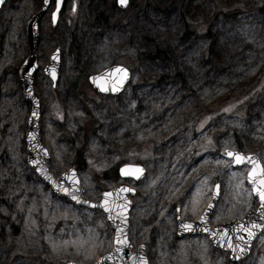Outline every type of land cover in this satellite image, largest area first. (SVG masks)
I'll use <instances>...</instances> for the list:
<instances>
[{
    "label": "rangeland",
    "instance_id": "rangeland-1",
    "mask_svg": "<svg viewBox=\"0 0 264 264\" xmlns=\"http://www.w3.org/2000/svg\"><path fill=\"white\" fill-rule=\"evenodd\" d=\"M41 3L0 8V264H93L111 251L114 228L99 208L53 193L26 161L30 102L18 69L25 21ZM53 8L38 24L32 81L49 171L75 168L91 202L135 189L128 240L144 245L148 264H264V227L238 261L207 235L177 234V218L196 220L216 184L211 226L258 204L249 166L221 152L255 154L264 167V0H65L55 24ZM56 48L53 83L43 68ZM114 64L129 80L118 94L97 91L88 76ZM124 163L144 177L119 176Z\"/></svg>",
    "mask_w": 264,
    "mask_h": 264
},
{
    "label": "water",
    "instance_id": "water-1",
    "mask_svg": "<svg viewBox=\"0 0 264 264\" xmlns=\"http://www.w3.org/2000/svg\"><path fill=\"white\" fill-rule=\"evenodd\" d=\"M129 0H127L128 3ZM5 0L0 2V8ZM51 0H42V4L25 22V42L27 46V55L18 69V75L21 81L23 98L30 102V111L27 118V127L25 131V144H26V161L27 164L37 173V175L50 187L51 191L58 196H63L70 199L72 202L79 206H86L90 208H99L111 226L114 228L113 246L110 252L100 257L93 264H148L144 245L140 244L134 249L130 245L128 240V219L129 210L131 208L130 195L135 193V189L121 184L117 187H113L102 191V198L99 202H91L83 198V188L80 185V181L75 168H68L62 171L59 175L54 176L48 169L45 160L48 157L47 149L41 143L39 136V102L34 95L32 89V81L35 73L38 69L37 64V46L39 42V30L38 24L47 12L50 6ZM64 0H59V6L57 0H54V8L51 11V22L55 24L58 19L59 11L62 9ZM119 7L124 8L126 4H121L119 0H116ZM55 12V19L53 13ZM59 67V53L56 48L49 57V63L44 66V73L51 78L53 83L57 79ZM122 68L126 71V78L123 73H115L112 70ZM54 73V75H53ZM131 71L122 64L110 65L97 73L88 76V81L97 91L102 93L118 94L127 81L130 78ZM122 83H119L120 80ZM102 86L107 90H101ZM113 87H116L117 91H112ZM227 152L240 153L244 157H248L251 160L258 162L259 167H262L258 157L255 154H246L239 151L222 150L224 157L233 160L234 166L248 165L247 182L251 187L252 194L257 198V206H251L245 212L243 218L232 219L230 221L220 223L214 226L209 225V219L213 212L218 199V184L212 193V198L205 207L200 216L192 221H184L177 218V234L182 236L185 234H204L208 236V239L216 247L230 251V259L232 261H238L244 258L250 251L251 244L256 236L262 231L264 227V207L261 205L259 195L254 191V185L249 181L248 173L253 169V164L248 160L241 163L235 162V157L228 156ZM259 167L257 171H259ZM121 169H124L125 173L122 174ZM140 169L139 172L136 170ZM117 173L119 176L125 179L140 180L144 177L146 170L140 164L124 163L117 167ZM121 189H130V191H120ZM105 193H109L107 197ZM73 196L76 199H73ZM106 208L108 210H106ZM203 217L204 219H201ZM192 225L191 228H182L181 225ZM252 225L258 227L252 228ZM247 226L253 232L251 237L248 236L247 231L242 227ZM207 229V231L205 230ZM119 230V240L121 243H117ZM65 264H77L72 261H68Z\"/></svg>",
    "mask_w": 264,
    "mask_h": 264
},
{
    "label": "snow or ice",
    "instance_id": "snow-or-ice-1",
    "mask_svg": "<svg viewBox=\"0 0 264 264\" xmlns=\"http://www.w3.org/2000/svg\"><path fill=\"white\" fill-rule=\"evenodd\" d=\"M0 2H2V0H0ZM45 2H47V0H45ZM119 2L121 4H126L127 0H119ZM58 6H59V0H57ZM53 18L55 19V12L53 13ZM115 73H123L124 77L126 78V71L122 68H117V69H113L112 70ZM54 75V73H53ZM123 80L121 79L119 81V83H122ZM101 90H107L106 88H104L102 86ZM118 89L116 87H113L112 91H117ZM228 156H233L235 157V162L236 163H241L244 162L245 160H248L250 163L253 164V169L248 173L249 176V181L251 183H253L254 185V191L257 192V194L259 195L260 201H261V205L262 207H264V167H259L258 162L251 160L248 157H244L242 156L240 153H234V152H227L226 153ZM259 167V171H257V168ZM137 172L140 171V169L136 170ZM122 174H128L124 172V169H121ZM120 191H130V189H121ZM108 195H110L109 193H105V196L107 197ZM73 199H76L75 196H73ZM106 210H108L106 208ZM201 219H204L203 217H201ZM182 228H191L192 225H186V224H182L181 225ZM238 228L242 227L243 230L247 231L248 236L251 237L253 235V232L251 231L250 228H248L247 226H237ZM252 228L258 227L257 225H252ZM207 231V229H205ZM117 243H121V241L119 240V230H118V237H117Z\"/></svg>",
    "mask_w": 264,
    "mask_h": 264
},
{
    "label": "trees",
    "instance_id": "trees-1",
    "mask_svg": "<svg viewBox=\"0 0 264 264\" xmlns=\"http://www.w3.org/2000/svg\"><path fill=\"white\" fill-rule=\"evenodd\" d=\"M148 58H155V57H157V58H159L160 56H162L161 55V53H157V55L156 54H153V55H151V56H149V55H146ZM117 167V166H116ZM116 167L114 168V172H117V169H116Z\"/></svg>",
    "mask_w": 264,
    "mask_h": 264
},
{
    "label": "bare ground",
    "instance_id": "bare-ground-1",
    "mask_svg": "<svg viewBox=\"0 0 264 264\" xmlns=\"http://www.w3.org/2000/svg\"><path fill=\"white\" fill-rule=\"evenodd\" d=\"M201 214V213H200ZM180 219V218H179Z\"/></svg>",
    "mask_w": 264,
    "mask_h": 264
}]
</instances>
